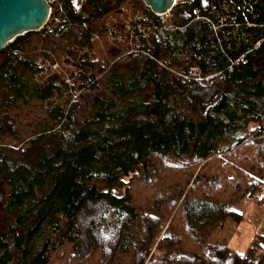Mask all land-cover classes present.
Instances as JSON below:
<instances>
[{
	"label": "trees",
	"instance_id": "1",
	"mask_svg": "<svg viewBox=\"0 0 264 264\" xmlns=\"http://www.w3.org/2000/svg\"><path fill=\"white\" fill-rule=\"evenodd\" d=\"M187 1L53 0L0 50V264H264V231L228 242L264 217V0Z\"/></svg>",
	"mask_w": 264,
	"mask_h": 264
},
{
	"label": "water",
	"instance_id": "2",
	"mask_svg": "<svg viewBox=\"0 0 264 264\" xmlns=\"http://www.w3.org/2000/svg\"><path fill=\"white\" fill-rule=\"evenodd\" d=\"M154 14H164L178 0H142ZM80 6L82 0H73ZM207 7L209 0H200ZM51 6L47 0H0V50L16 37L27 32L40 30L48 21ZM263 247V244H261Z\"/></svg>",
	"mask_w": 264,
	"mask_h": 264
},
{
	"label": "built area",
	"instance_id": "3",
	"mask_svg": "<svg viewBox=\"0 0 264 264\" xmlns=\"http://www.w3.org/2000/svg\"><path fill=\"white\" fill-rule=\"evenodd\" d=\"M50 4L53 0H47ZM84 1V0H82ZM179 1V0H178ZM189 6H191V8L189 9L190 15L192 19H202L204 21L209 22L210 21V17L208 15L202 14L200 12V9L196 6H192L191 4H193V0H188L187 1ZM211 2V1H210ZM213 9V8H212ZM216 9L214 8L213 11H215ZM169 12V11H168ZM168 12L164 13V14H153L156 16H162V17H166L168 15ZM120 21L124 24V25H117L119 24L116 20H114L112 26H107V32L109 34L111 33H116V28H125V31L128 33V40L129 43L135 42L138 45H141L142 48H140V51L148 54L149 52V48L148 44L149 42H146V40L148 39L149 36V32L147 31L148 25L152 24L154 21L152 16H149L141 11H135V12H125L124 14H121L120 16ZM54 20H57V18H54ZM244 24L247 26H254V24H252L251 22H249L247 19H244ZM234 25V24H233ZM236 27V25H234ZM171 29H174V26L172 25L170 27ZM216 28V26H214V29ZM144 38L146 40H144ZM260 43V40L255 41L254 46H257ZM245 56V53H241L235 60H230V65L232 66L233 64H238V62L240 60L243 59V57ZM57 65L55 64L53 66V68H56ZM169 70V68H166ZM175 75H177L178 77H181L183 79H189V80H200L203 78V75L201 73V71L199 70V68L195 67V66H191L189 68H187L186 70L183 71H178L175 70L173 71Z\"/></svg>",
	"mask_w": 264,
	"mask_h": 264
},
{
	"label": "rangeland",
	"instance_id": "4",
	"mask_svg": "<svg viewBox=\"0 0 264 264\" xmlns=\"http://www.w3.org/2000/svg\"><path fill=\"white\" fill-rule=\"evenodd\" d=\"M123 13L125 12H134L132 11V9L129 8H124L122 9ZM139 10V9H137ZM122 13V14H123ZM43 77V76H42ZM55 100V99H54ZM49 101L52 102V97L49 98V100L47 99L44 102L45 107H49ZM4 187L3 185L0 183V198L4 197ZM257 206H254V203H250L245 207V218L244 220H242L241 224L238 226V228L235 229L234 227V232L235 234H233L230 239H229V246L232 247L234 250L236 251H243L247 245V243L249 242V240L251 239L252 235L255 232H262L264 231V217L262 219V221L260 223H257V225L255 226L254 224V219L250 216L253 215V217L258 218L257 216L254 215V213L256 212ZM232 229V226L229 225V231Z\"/></svg>",
	"mask_w": 264,
	"mask_h": 264
},
{
	"label": "flooded vegetation",
	"instance_id": "5",
	"mask_svg": "<svg viewBox=\"0 0 264 264\" xmlns=\"http://www.w3.org/2000/svg\"><path fill=\"white\" fill-rule=\"evenodd\" d=\"M210 1V0H209ZM1 202H2V198H0V204H1Z\"/></svg>",
	"mask_w": 264,
	"mask_h": 264
},
{
	"label": "bare ground",
	"instance_id": "6",
	"mask_svg": "<svg viewBox=\"0 0 264 264\" xmlns=\"http://www.w3.org/2000/svg\"><path fill=\"white\" fill-rule=\"evenodd\" d=\"M178 2V1H177Z\"/></svg>",
	"mask_w": 264,
	"mask_h": 264
}]
</instances>
